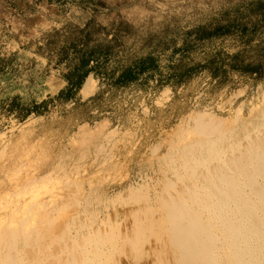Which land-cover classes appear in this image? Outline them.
I'll list each match as a JSON object with an SVG mask.
<instances>
[{
    "label": "rangeland",
    "instance_id": "rangeland-1",
    "mask_svg": "<svg viewBox=\"0 0 264 264\" xmlns=\"http://www.w3.org/2000/svg\"><path fill=\"white\" fill-rule=\"evenodd\" d=\"M263 106L264 0H0V213L63 161L78 193L94 190L91 208L113 218L129 184L158 189L147 163L194 111L248 117ZM54 180L34 198L49 200ZM69 208L53 213L54 229Z\"/></svg>",
    "mask_w": 264,
    "mask_h": 264
},
{
    "label": "bare ground",
    "instance_id": "bare-ground-1",
    "mask_svg": "<svg viewBox=\"0 0 264 264\" xmlns=\"http://www.w3.org/2000/svg\"><path fill=\"white\" fill-rule=\"evenodd\" d=\"M240 111L228 118L194 111L191 125H181L166 151L146 162L158 189L129 184L126 196L112 199L124 208L122 226L117 208L113 218L99 217L88 201L94 190L78 193L82 185L63 161L20 185L0 213V264H264V106L248 117ZM54 179L58 185L42 188L49 200L34 198ZM27 194L33 203L25 207ZM95 196L102 208L112 202ZM71 207L54 229L53 213Z\"/></svg>",
    "mask_w": 264,
    "mask_h": 264
},
{
    "label": "trees",
    "instance_id": "trees-1",
    "mask_svg": "<svg viewBox=\"0 0 264 264\" xmlns=\"http://www.w3.org/2000/svg\"><path fill=\"white\" fill-rule=\"evenodd\" d=\"M86 62H87V61H82L81 64H80V66L74 67V70L77 71V70H79V69H82V67H83L84 65H86ZM89 71H90V69L83 70V72L81 73V74H82V77H86L87 74L89 73Z\"/></svg>",
    "mask_w": 264,
    "mask_h": 264
}]
</instances>
